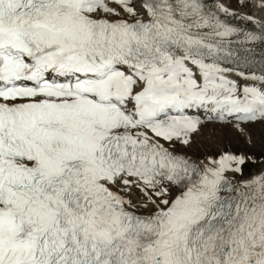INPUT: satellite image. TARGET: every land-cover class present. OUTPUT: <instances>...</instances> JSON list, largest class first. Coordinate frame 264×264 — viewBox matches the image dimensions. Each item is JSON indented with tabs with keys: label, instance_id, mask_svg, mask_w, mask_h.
Masks as SVG:
<instances>
[{
	"label": "snow or ice",
	"instance_id": "6c2138e0",
	"mask_svg": "<svg viewBox=\"0 0 264 264\" xmlns=\"http://www.w3.org/2000/svg\"><path fill=\"white\" fill-rule=\"evenodd\" d=\"M220 13L0 0V264H264V168L234 180L250 157L174 151L264 126V75L229 78Z\"/></svg>",
	"mask_w": 264,
	"mask_h": 264
},
{
	"label": "rangeland",
	"instance_id": "374dc122",
	"mask_svg": "<svg viewBox=\"0 0 264 264\" xmlns=\"http://www.w3.org/2000/svg\"><path fill=\"white\" fill-rule=\"evenodd\" d=\"M250 1L248 2L249 5ZM251 133V142L248 136H240L234 129L220 128L219 125L213 129L211 124L206 125L201 133L197 134L193 142L189 146L175 145L174 150L178 153L190 155L193 159L206 158L209 155L216 156L221 150H230L237 154H243L250 157L246 162L251 161L247 165L249 174L258 172L264 166V126L260 124L251 125L249 127ZM249 174H243L242 177ZM241 176V175H240ZM175 188H170L173 195ZM140 210H152V206L148 208L140 207Z\"/></svg>",
	"mask_w": 264,
	"mask_h": 264
},
{
	"label": "bare ground",
	"instance_id": "6f19581e",
	"mask_svg": "<svg viewBox=\"0 0 264 264\" xmlns=\"http://www.w3.org/2000/svg\"><path fill=\"white\" fill-rule=\"evenodd\" d=\"M249 5L242 6L240 0H204L206 6L212 10H215L218 5L223 4L225 7L229 8L234 15H225L224 13H220L221 17L229 23L231 26L239 29H244L249 33L259 37L258 39H249L248 35L240 37L238 35H232L231 37L227 38L230 42H235L237 44H243L246 46H255L264 48V6L258 7V3L260 0H249ZM246 15H250L254 17V20L246 19ZM226 68V66H225ZM245 73L246 77H251L253 74L247 71H241ZM239 72L232 70L231 72L227 73L230 79L235 80L238 85L243 86L244 84H252L254 81L251 79H245L238 75ZM255 75V74H254ZM257 76V75H256ZM259 77V76H257ZM258 83V81L256 82ZM201 115V118H204L203 112L194 113ZM190 158L198 163L206 164L207 159H193L191 156ZM264 168V166L262 167ZM261 168V169H262ZM259 169V170H261ZM232 175V174H229ZM243 178H234V180H242ZM179 194L177 190L173 193V197Z\"/></svg>",
	"mask_w": 264,
	"mask_h": 264
}]
</instances>
